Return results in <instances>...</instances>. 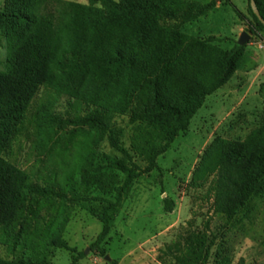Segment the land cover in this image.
<instances>
[{"label":"trees","instance_id":"16d2710c","mask_svg":"<svg viewBox=\"0 0 264 264\" xmlns=\"http://www.w3.org/2000/svg\"><path fill=\"white\" fill-rule=\"evenodd\" d=\"M7 1L16 9L11 18L17 29L7 30L11 55L6 71H0V237L18 231L26 235L27 246L43 237L39 222L32 228L24 221L32 206L29 199L50 198L68 204L85 201L73 192L69 180L65 187L57 181L44 187L6 159L32 102L44 87L57 98L67 97L89 109L84 117L63 121L51 112L52 101L41 107L52 126L88 128L77 170L82 185L105 182V175L94 169L97 151L105 141L129 161V166L116 164L126 180L114 200L100 199L97 218L102 232L94 244L99 248L109 237L112 213L129 188L158 169L159 158L189 131L207 98L233 78L246 46L236 44L227 51L213 45L215 37L201 40L181 31L182 26L214 10L215 0L208 5L191 0ZM255 3L264 20V0ZM248 13L250 34L264 35V25L251 0ZM3 17L0 13V19ZM117 115L146 125L132 144L144 157V169L132 161L124 147L123 133L114 125ZM213 176L215 211L231 221L253 197L264 194V132L254 131L243 141H224L217 154L206 152L193 183H204ZM165 203L166 212H172V203L167 199ZM51 228L46 227L44 233ZM208 230L209 224L194 236L187 251L176 257L175 264H211L215 242ZM49 245L75 252L61 237L53 238ZM73 259L76 264L78 257ZM0 264L42 262L0 258ZM213 264L232 262L222 256Z\"/></svg>","mask_w":264,"mask_h":264},{"label":"rangeland","instance_id":"374dc122","mask_svg":"<svg viewBox=\"0 0 264 264\" xmlns=\"http://www.w3.org/2000/svg\"><path fill=\"white\" fill-rule=\"evenodd\" d=\"M191 1L208 5L214 0ZM215 1L214 10L182 26L181 31L201 40L215 37L213 45L227 51L247 33L251 39L245 45L240 68L228 84L207 98L189 131L159 158L158 169L132 184L120 207L112 213L111 233L99 248L94 244L102 232L97 218L102 208L100 199L114 200L117 189L126 180L116 164L124 162L129 166V161L105 141L97 151L94 165L96 171L105 175V182L82 185L77 170L85 153L81 143L88 128L52 126L41 107L52 101L51 112L63 121L84 117L89 109L67 97L57 98L47 88L40 89L6 159L44 187L55 185L56 181L65 187L69 180L73 192L85 201L68 204L50 198L29 199L32 206L25 212L24 221L32 228L39 222L43 237L35 240L33 246L25 245L26 235L18 231L0 237L1 259L73 264L75 256L76 264H175L176 257L182 256L194 236L209 224V237L215 242L211 264L222 256L232 264L241 260L244 264H264V194L253 197L229 221L214 208L215 177L201 184L193 183L206 152L217 154L224 141H243L254 131L264 132V35L253 36L249 32V0ZM0 13L5 15L0 19V71H6L11 55L7 30L17 29L11 18L16 9L12 2L0 0ZM114 125L123 133L122 143L132 161L144 169V157L133 150L132 144L146 125L120 115L115 117ZM166 199L172 203L170 213L165 210ZM50 226L51 230L44 233ZM55 237L64 239L75 252L51 247Z\"/></svg>","mask_w":264,"mask_h":264},{"label":"water","instance_id":"95a60500","mask_svg":"<svg viewBox=\"0 0 264 264\" xmlns=\"http://www.w3.org/2000/svg\"><path fill=\"white\" fill-rule=\"evenodd\" d=\"M251 7L255 13V15L258 17V19L261 21V23L264 25V20L263 18L261 17L257 7H256V3H255V0H251ZM251 37L247 34V33H243L241 35V37L239 38V41H238V45L241 46V47H244L245 45L248 44V42L250 41ZM108 259V258H107Z\"/></svg>","mask_w":264,"mask_h":264}]
</instances>
